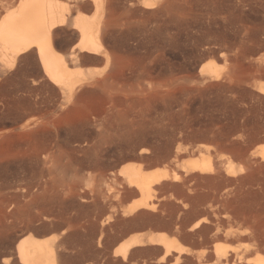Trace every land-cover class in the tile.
I'll return each mask as SVG.
<instances>
[{
    "label": "rangeland",
    "instance_id": "1",
    "mask_svg": "<svg viewBox=\"0 0 264 264\" xmlns=\"http://www.w3.org/2000/svg\"><path fill=\"white\" fill-rule=\"evenodd\" d=\"M87 1L91 3L83 1L74 15L99 19L115 39L108 35L105 44L109 62L85 60L75 67L81 84L74 95L62 97L47 86L39 78L36 57L7 68L0 64V264L30 236L59 246L64 231L71 229L83 232L85 246L94 243L95 251L82 246L80 252L87 255L74 250L75 255L68 250L63 254L65 264L71 258L72 264H122V256L111 255V259L113 249L108 247L142 232L160 231L179 240V251L165 264H234L237 260L254 264V258L264 254V160L254 154L264 144V95L255 89L256 83L264 82V67L255 61L264 53V0H148L153 6L145 8L140 0L139 4L132 0L130 11V0H123L125 4L114 0L127 6L124 9L107 0L104 13H96ZM114 29L124 31L118 37H123L122 45L116 37L121 31ZM67 35H61L63 43L70 41L71 32ZM53 93L58 97L55 102ZM40 100L45 101L43 106ZM39 105L42 110H35ZM142 148L148 150L144 157L139 156ZM178 149L179 156L173 160ZM216 150L223 154V166L231 157L219 175L206 173L203 179L188 182L185 188L190 186L191 192L185 188L155 192L158 213L167 208L163 203L172 201L179 212L187 209L180 218L184 229L190 231L201 220L196 229L201 234L186 229L180 236L174 225L165 223L144 227L128 222L109 230L123 209L140 197L128 192L117 198L120 184L113 173L122 165L143 162L183 177L191 157L211 156V165L217 167ZM103 222H107L105 232L110 231L106 236L111 234L99 250V232L94 234V229H101ZM232 230L234 237L229 235ZM216 246L228 250V258L218 257ZM99 251L104 262L98 258ZM161 255L162 251L154 253L150 262L156 263ZM130 259L126 263L134 264ZM139 262L143 264V258L138 257Z\"/></svg>",
    "mask_w": 264,
    "mask_h": 264
},
{
    "label": "bare ground",
    "instance_id": "2",
    "mask_svg": "<svg viewBox=\"0 0 264 264\" xmlns=\"http://www.w3.org/2000/svg\"><path fill=\"white\" fill-rule=\"evenodd\" d=\"M83 1L85 2V0H67V1H65V0H0V64L2 66H6V68H7V67L13 66L17 61L22 60L24 58H25V60H26V58L28 60L29 57H34V58L36 57L37 61H39L40 67H41V69H40L41 74L37 73L36 75L39 77L38 74H40L39 78H41V79L43 78L47 86L53 88V90L55 89V90L59 91V93L61 95L57 92L56 94L58 96L60 95L62 97H71L72 95H74V93L77 90L78 85L81 84V82H80L81 80H79L77 78V72L74 69L81 61L87 60V63H88V60L95 61V62L96 61H99V62L108 61L109 62V60L111 59L109 51L107 50V48H105V44H107L109 42V38H108L109 34L107 35V32H106L108 28H106L107 26L103 25L105 23H102L101 21H99V19H97L95 17L94 18H85L83 16H75L74 15V13L76 11H80L81 3ZM106 1L107 0H91V3H89L88 1L87 2L89 5L91 4V6H92L91 8L94 9V11L96 13H98V12L104 13L105 11H107V10H105L106 4L109 2L112 3V0L109 2L107 1V3H106ZM124 1H126V0H124ZM124 1L122 0V2H124ZM130 1H131V5H128ZM130 1L127 4L129 11L131 9L130 7H132V4H133L132 2L134 0L133 1L130 0ZM140 1H141V4L143 5L144 8L153 6L152 3L149 2L148 0H140ZM140 1L137 0L138 4L140 3ZM116 2L117 1H114L113 3H116ZM125 3L126 2H124V4ZM134 3H136V1ZM88 4H86V5H88ZM116 4H118V2ZM118 5L122 6L121 8H123V9L125 7V5L123 6L122 3H121V5L120 4H118ZM118 5H116V6H118ZM173 6H171V7H173ZM88 7L87 8L84 7V8L88 9ZM107 7H108V4H107ZM115 8H117V7H115ZM140 8L137 10H140ZM112 9H114V8L112 7ZM112 9H109L108 11H111ZM114 10H116V9H114ZM114 10H112V13ZM168 11L171 12L172 10H167V13H168ZM126 12L123 11L122 13L124 14ZM131 12H133V11H131ZM134 12H137V11H134ZM133 13H129V16H133L134 15ZM148 13H149V11H148ZM115 14H117V13L114 12V15ZM130 14H132V15H130ZM112 15L113 14H111V16ZM124 15H122V16H124ZM111 16H109V17H111ZM126 16L125 17L128 18V13ZM136 16H134V17H136ZM75 17H77V18H75ZM111 18H113V17H111ZM173 18H175V17H173ZM120 20H121V17H120ZM130 20L131 21L133 20L132 17ZM130 20H128V22ZM135 21H136V19H135ZM115 22H118V21L115 20ZM111 23H113V22H111ZM124 23L126 24V22H124ZM260 26H262V25H260ZM117 27L118 26L116 25V28ZM129 27H131V26H129ZM111 28H110V30H111ZM122 28H123V26H122ZM105 29H106V31H105ZM257 29L258 28H256L255 31ZM117 30L119 31V29H117ZM117 30L114 29L113 31H117ZM121 30H124V28ZM69 31L71 32V36H69L70 35ZM260 31H261L260 33H262L263 30L261 29ZM122 32H124V31H121L120 35L116 36L117 39H119V41H120V39L123 38V37L118 38V37L123 35ZM252 32L254 34L257 33V31L254 32L253 30H252ZM258 32H259V30H258ZM66 33L67 34L69 33V35H67L66 37L69 36L71 38H68V39H70V41H68V43H66V42L63 43L64 41H61L60 38H61L62 34L65 35ZM109 33H111V32L109 31ZM115 33L119 34L117 32H115ZM109 36H112V38H113L114 33H113V35H109ZM114 39H115V37H114ZM114 39H112V43L117 41L116 40L113 42ZM119 41H117V43ZM121 41H120V43H121ZM123 42H125V41H123ZM125 43L123 45H125ZM258 44H260V43H258ZM262 44H264V43H262ZM113 45L111 44L110 47H112ZM121 45H122V43H121ZM115 46H116V44H115ZM117 46H120V44L118 43ZM117 46H116V50L118 49ZM119 48H121V50L124 49V47L123 48L119 47ZM123 51H125V50H123ZM255 51H260V50H255ZM254 52H252V53H254ZM31 60H33V59H31ZM114 60H115V58H114ZM255 61H256L257 65L262 66L261 68H263L264 67V53H260L256 57ZM111 62H110V64H111ZM27 63L28 62L26 61L25 64H27ZM28 65H29V63H28ZM253 65H254V63H253ZM114 66H116V65H114ZM253 68H255V67H253ZM256 68H258V66ZM120 69H119V71H120ZM36 70H38V69H36ZM40 70H38V71L40 72ZM117 72H118V70H117ZM33 73H34V71H33ZM29 76H32V74H30ZM92 76L90 75V77H92ZM116 77H117V74H116ZM32 79H34V78H32ZM38 82H39V80H38ZM43 82H42V84L44 86ZM34 83H35V81H34ZM89 83L92 84V82H89ZM100 83L101 82L99 81V84ZM28 84L30 85V83H28ZM84 85H85V83H84ZM86 85H88V84H86ZM101 87H103V86H101ZM39 89H40V87H39ZM48 89H50V88H47V89L44 88V91L48 90ZM81 89L83 91L82 87H81ZM89 89L91 92L92 89L91 88H89ZM255 89L258 90L261 93V95H264V82L256 83ZM29 90H31V89H29ZM55 90H54V92H55ZM85 90H86V88H85ZM105 90H107V89H105ZM31 91L36 92L35 90H31ZM107 91H109V89ZM34 92H31V93L34 94ZM48 92L50 93V90ZM51 92H52V90H51ZM84 92H86V91H84ZM31 93H30V95H31ZM80 93H81V91H80ZM88 93H89V91H88ZM35 94H37V93H35ZM43 94L45 95V93H43ZM39 95H41V94H39ZM47 95H48V97L50 96L49 94H47ZM53 95H54V93H53ZM57 95L55 97L53 96L54 102H55V98L57 97ZM257 95H258V93H257ZM46 96H44L43 98H45ZM31 97H32V95H31ZM35 97L36 96L33 95V98H35ZM37 97H38V95H37ZM50 97H52V96H50ZM261 97L263 98V96H261ZM33 98H31V99H33ZM60 98L61 97H59V100H60ZM31 99H30V102H31ZM43 100H40L42 102H39V101H37V102L41 103V105H42V103L45 102ZM51 100H53V98H51ZM33 101H32V103L34 106V104H35L34 102H36V101H34V102ZM73 101L74 100H72V102ZM45 103L48 104L49 103L48 100ZM28 104H29V102L27 103V105ZM31 105L32 104H29V107ZM41 105H39V108L35 109V110H40ZM34 107H36V106H34ZM32 109H33V107H31V110L29 108L30 111H32ZM41 110H42V107H41ZM26 113L28 114V109H27ZM28 116H29V114L27 115L26 118H28ZM122 117L123 116H121V118ZM78 125H79V123H78ZM76 128H77V126H76ZM198 149L202 150L201 147ZM207 150L209 151L210 148H207ZM216 152H217L216 154L218 155V158H219L217 167H213L211 165V156L203 157L200 159L191 157L187 161V169H186L185 175L183 177H179V175H177V173L171 172V170L166 168V167L151 168L148 164H145L143 162H137V161L136 162H128L125 165H122L118 169V171L113 173V179L118 181L120 184V191H119V195L117 196V198H119L121 196V194H125L128 192H130L131 194H138L140 197L136 202H134L133 204H131L128 207H125L123 209L122 213L120 214L121 216H117V218H115V219H117V221L115 223H111L108 225L109 230H110V228L113 229V227L117 226L118 224L128 223V222H131V223L134 222V223H136L134 225L137 226V224H140L141 226H144V227L145 226H152L155 223H165V224L174 225L176 234L180 235L183 232V230L187 229V226H186V229H184L185 224L183 226V224H182L183 222L180 221L181 216L182 215L184 216V213L186 214L185 210H187V209H185L182 212H179V205L177 206L172 201L168 202V203L166 201V203H163V205L167 206V208H165L163 211H160L158 213L157 209H158L159 203L155 202V199L157 198L155 196V192L157 191V189L162 190V191H172V190H176V189L182 190L183 188H185V186L188 182L195 180V179H199V178L203 179L204 174H206V173H210V174L214 173V174L219 175L221 172V169L224 170V167H226V164L230 163L231 157L230 156L227 157L226 164H225V166H223L222 163L225 162L224 159L222 158L223 154L221 152H219L218 150H216ZM146 153H148V150L146 148H142L139 152L140 155L139 154L138 155L141 157H144ZM177 153L179 154V149L176 151V153H174V155ZM178 154L175 155V157H173V160H176V158L179 156ZM254 154L256 156L260 157V159L264 160V144L261 147V149L256 150L254 152ZM139 156H138V158H139ZM228 168L230 169V167H228ZM228 174L235 175L233 170H229ZM184 190H187V191L190 190V186H189V188L187 186V188H185ZM189 192H191V190ZM225 193H226V191H225ZM225 195H223V196H225ZM73 203L75 204L74 201H73ZM83 209H84L83 210L84 212L87 210L86 207ZM68 210H67V213H68ZM227 214H228V212H227ZM63 215L66 216V214H63ZM85 215H86V213H85ZM229 215H230V213H229ZM70 216H72V215H70ZM90 216H92V215H90ZM225 216H227V215H225ZM230 217H231V215H230ZM182 218L184 219V217H182ZM70 219H71V217H70ZM72 219H73V217H72ZM229 220L231 221V218ZM91 222H92V225H93V223L96 224L93 221H91ZM106 223L105 222L102 223L101 229H98L96 231L94 229V234H95V232H97V233L99 232L98 237L96 235V237H97V240H96L97 245L96 246L100 248V249L98 248L99 250H101L102 248L103 249L105 248L104 245L106 242L104 243V239L106 237L108 239L109 238L108 236L111 234L110 233L108 236H106L107 232L108 233L110 232L109 230L107 232H105V230H107V229L104 228L103 226H106L105 225ZM81 226L83 227V225H81ZM93 226L96 227L95 225H93ZM200 226H202L201 220H199L198 222L193 224L189 229H190V231L194 230L195 231L194 233L196 235H199L202 233L201 232L202 230L200 229L197 231L196 229L200 228ZM205 227H207V226L205 225ZM98 228H100V226ZM91 229H90V231H92ZM203 229H205V228H203ZM78 230H80V229H78ZM187 231H188V229H187ZM187 231L186 232L184 231L185 234L187 233ZM190 231H188L189 234H190ZM237 231H235V232H237ZM232 232H234V231L232 230L229 233V235L232 234L231 236H233ZM189 234L187 236H190ZM237 234L239 236L238 232H237ZM242 235L243 234H241L240 236L242 237ZM84 238L86 239L85 234L83 232L77 231V229L72 231V229H71V232H65L64 231L63 236H61V238L59 239V246H55L50 241H48L44 238H40L37 236H30L26 240L21 241L19 244H17L16 251H14L15 252L14 254L12 253V254H10V256L9 255H8V257L6 256L1 261L3 262V264H65L67 261L66 262L64 261L65 259L63 257L64 256L63 254H64V252H66L68 250H71L72 252L74 250H76V252H77V250H78L80 252L79 247L84 246V247H86L85 248L86 250L91 249L92 251H95V250H93V249H95L94 243H92L93 245L91 246L93 248L87 247L88 245H90V242L87 246H85L86 241ZM236 238H238V237H236ZM105 241H106V239H105ZM109 241L110 240H108V243H110V245H111V242H109ZM76 248H78V249H76ZM81 250H83V249H81ZM108 250H112V251H110L111 254L109 252L110 256L114 255L115 257L118 256V258H119V256H122L123 263L125 260L128 259V257L131 259H134L133 260L134 264H138V257L143 258V264H152V262H150V260L153 259V257H154L153 254L154 253L156 254V253L162 251L161 257L156 260V263L153 262V264H165V262L167 263L168 259L172 255H174V252L179 251V240L176 237H173L170 234H168L167 232H163V231H160L157 233L142 232L138 235H135V236L125 240L122 244H120L117 247H114V248L108 247ZM71 251H69V252H71ZM215 251H216V255L218 257L228 258V256H229L228 250H226L222 246H216ZM76 252H75V255H76ZM83 252L84 251H82L80 253L83 255L86 254ZM88 252H90V251L88 250ZM101 252L100 251L98 252V258H99V253H100V255H102ZM201 253L203 254V252H201ZM201 253H200V255H201ZM105 254H106V252H105ZM71 255H74V254H71ZM112 256H111V259L113 258ZM101 257H103V256H101ZM84 258H86V256ZM104 258L105 257H103V259ZM131 259H130V261H131ZM70 260L73 261L74 259L72 260V258H71ZM99 260H102V258L101 259L99 258ZM117 260L118 259H116V261ZM69 261H68V264H69ZM110 261L111 260H109V262ZM113 261H115V260H113ZM118 261H121V260H118ZM253 262H254V264H264V254H260L259 256L255 257ZM71 264H72V262H71ZM104 264H107V263H104ZM109 264H114V262H111ZM125 264H127L126 261H125ZM139 264H140V262H139ZM234 264H243V261L237 260L234 262Z\"/></svg>",
    "mask_w": 264,
    "mask_h": 264
}]
</instances>
